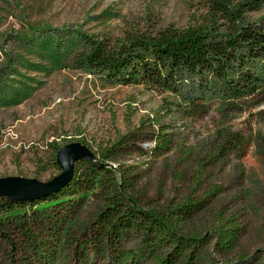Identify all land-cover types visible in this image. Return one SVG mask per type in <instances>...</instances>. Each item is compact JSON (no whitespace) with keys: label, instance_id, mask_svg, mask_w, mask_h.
I'll return each mask as SVG.
<instances>
[{"label":"rangeland","instance_id":"rangeland-1","mask_svg":"<svg viewBox=\"0 0 264 264\" xmlns=\"http://www.w3.org/2000/svg\"><path fill=\"white\" fill-rule=\"evenodd\" d=\"M242 19L264 24V1ZM198 24L222 31L227 22L204 0H0V177L49 180L61 171L53 145L76 141L109 168L102 187L94 186L84 159L76 161L83 185L74 207L40 216L28 205L29 225L8 221L4 230L13 243L0 242L5 264H21L19 254L31 251L25 233L50 237L48 227L55 229L53 264H113L111 255L92 249L77 261L73 239L91 232L99 211L119 196L115 182L121 201L166 216L181 235L204 237L193 264H264V92L236 101L217 95L204 113L187 115L183 100L168 90L108 82L71 59L78 49L73 29L116 46L131 34ZM56 38L63 66L49 71ZM12 92L22 100L14 102ZM161 132L170 140L164 149L156 147ZM187 202L199 207L190 217L176 209ZM223 227L239 231L226 252L216 246ZM140 241L129 235L121 247L134 250Z\"/></svg>","mask_w":264,"mask_h":264},{"label":"trees","instance_id":"trees-1","mask_svg":"<svg viewBox=\"0 0 264 264\" xmlns=\"http://www.w3.org/2000/svg\"><path fill=\"white\" fill-rule=\"evenodd\" d=\"M204 1L215 18L227 22L224 30L203 24L182 29L166 27L155 35L131 34L116 46L79 29L68 30L74 36L71 45L78 46L77 54L71 57L73 64L103 76L108 82L147 84L168 90L183 100L188 108L184 107L182 111L187 115L204 113L207 101L217 95L236 101L264 92V24L242 19L244 12L260 7L264 0ZM24 38L27 40L28 36ZM59 40L56 38L57 43L49 52L52 55L50 64L55 65L48 66L49 71L63 66L64 59L56 55ZM43 43L47 45L45 41ZM65 56L69 55L65 53ZM11 96L14 102L22 100L14 92ZM163 136L164 133H159L161 141L156 146L159 149L166 148L170 142ZM53 146L57 152L60 145ZM103 157L108 158L107 155ZM83 159L90 182L102 187L101 176L109 173V168L104 163ZM75 172L64 187L45 197L32 201L0 200V242L13 243L4 230L11 219L20 218L25 225L30 224L29 215L23 209L25 206L38 209L40 216H48L50 209L74 207L77 198L82 196L83 185V179ZM112 190L119 196L113 195L115 198L99 211L91 232L73 239L77 261L84 262L92 249L100 257L108 256V259L111 255L113 264H139L144 258H150L156 264H177L181 257L183 264H193L197 247L204 242L203 236L177 233L166 216L145 210L131 199L121 201L122 190L116 182ZM197 204L187 202L176 209L190 217L199 209ZM48 228L50 237L42 239H37L31 232L25 233L31 251L19 254L21 264H53L55 229ZM134 234L141 239L140 245L134 250L122 249V242ZM238 235L235 227L219 229L216 232L217 248L223 252L231 250ZM163 247L168 248V252L163 253ZM0 264H5L1 258Z\"/></svg>","mask_w":264,"mask_h":264},{"label":"water","instance_id":"water-1","mask_svg":"<svg viewBox=\"0 0 264 264\" xmlns=\"http://www.w3.org/2000/svg\"><path fill=\"white\" fill-rule=\"evenodd\" d=\"M83 158L99 164L87 145L79 141L63 144L55 156V161L61 168L57 175L46 181L23 175L1 176L0 200L32 201L58 191L73 177L76 161Z\"/></svg>","mask_w":264,"mask_h":264}]
</instances>
